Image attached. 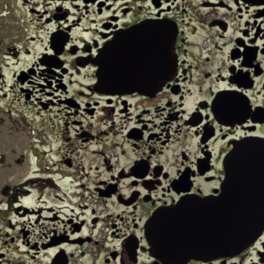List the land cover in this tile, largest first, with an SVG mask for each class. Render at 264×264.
I'll return each instance as SVG.
<instances>
[{
    "label": "flooded vegetation",
    "instance_id": "obj_1",
    "mask_svg": "<svg viewBox=\"0 0 264 264\" xmlns=\"http://www.w3.org/2000/svg\"><path fill=\"white\" fill-rule=\"evenodd\" d=\"M9 2L0 264H264V231L236 256L168 260L148 230L156 213L219 196L230 153L264 144V0ZM162 34L173 66L153 47L140 89L112 63L99 84L108 45Z\"/></svg>",
    "mask_w": 264,
    "mask_h": 264
},
{
    "label": "water",
    "instance_id": "obj_2",
    "mask_svg": "<svg viewBox=\"0 0 264 264\" xmlns=\"http://www.w3.org/2000/svg\"><path fill=\"white\" fill-rule=\"evenodd\" d=\"M135 38H117L99 58V84L110 79L109 65L118 66L115 78L126 88L140 89L138 62L153 61V47H159L161 60L173 66V43L163 34ZM132 49L134 55L130 58ZM168 49V50H167ZM139 54V55H138ZM138 55V56H137ZM123 56V57H121ZM134 69V71H133ZM170 72V70H168ZM165 72L161 80L167 76ZM188 208L178 213L179 218L164 219L159 213L150 220L149 235L158 242L155 255L166 259L234 256L246 249L264 230V144L245 143L235 148L227 158L226 177L219 196L183 204Z\"/></svg>",
    "mask_w": 264,
    "mask_h": 264
},
{
    "label": "rangeland",
    "instance_id": "obj_3",
    "mask_svg": "<svg viewBox=\"0 0 264 264\" xmlns=\"http://www.w3.org/2000/svg\"><path fill=\"white\" fill-rule=\"evenodd\" d=\"M9 1L10 0H0V68H1L0 74H2L3 76L2 78H0V89L1 87H3V85L5 86L16 85V82L13 80V77H12V74L15 69L14 61L10 57L4 56V53L6 52V48L8 47L10 40H11V38L9 37L10 36L9 34L12 33L11 31L13 30V26H14V23L11 19L10 9L8 7V5L10 4ZM14 27H17V29H19L18 26H14ZM41 43H43V41L38 43V39H37V42L33 40L28 45V48L37 54V51L39 52L41 51V45H42ZM30 58H32V56ZM30 58L28 59L25 58L19 63L28 64L29 61H32V59ZM6 90H7V87L2 88V90H0V96L6 95L5 100L0 101V105H3V106L6 105L8 101L10 100L8 99L9 94L7 93ZM0 116L2 115L0 114ZM41 143H42L41 141L38 142V146H37L38 149H43V147H45L44 143H43V146L41 145ZM48 145L49 146L47 147V150L49 152L48 153L49 157L52 160H54L56 158L54 157V154H56L55 150L63 149V142L56 140V141H51V146H50V143ZM91 179H93V177L92 176L90 177V173H89L88 180H91Z\"/></svg>",
    "mask_w": 264,
    "mask_h": 264
}]
</instances>
